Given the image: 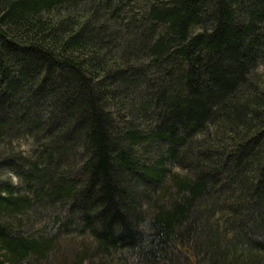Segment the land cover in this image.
<instances>
[{
  "label": "trees",
  "instance_id": "trees-1",
  "mask_svg": "<svg viewBox=\"0 0 264 264\" xmlns=\"http://www.w3.org/2000/svg\"><path fill=\"white\" fill-rule=\"evenodd\" d=\"M53 255L264 264V0H0V264Z\"/></svg>",
  "mask_w": 264,
  "mask_h": 264
},
{
  "label": "rangeland",
  "instance_id": "rangeland-1",
  "mask_svg": "<svg viewBox=\"0 0 264 264\" xmlns=\"http://www.w3.org/2000/svg\"><path fill=\"white\" fill-rule=\"evenodd\" d=\"M18 143H19V148H21L23 150L28 149V141L26 139L21 138V139H19ZM14 145H16V144H14ZM2 177L9 179V181L12 184H16V185L19 184L17 179L15 181H13V179H12L13 175L8 173V172H5ZM37 210H38V214L36 213L37 211H35V212L31 213V215H30V221L32 219L35 221L34 222L32 220L35 223L33 228L38 227L40 224L47 222V221H45L46 219H43L44 218L43 215L44 216L47 215V212L45 214H41V212L39 211L38 208H37ZM33 214H35V215H33ZM29 225H31V222L29 223ZM88 240L89 239L84 238V237H66V238L59 241L60 252H61V254H63L65 256V258H70V255H72V252L77 251L82 245H85V243ZM57 258H58V255H53L52 257L49 258V260H47V262H45V261L39 262V264H58Z\"/></svg>",
  "mask_w": 264,
  "mask_h": 264
},
{
  "label": "clouds",
  "instance_id": "clouds-1",
  "mask_svg": "<svg viewBox=\"0 0 264 264\" xmlns=\"http://www.w3.org/2000/svg\"><path fill=\"white\" fill-rule=\"evenodd\" d=\"M12 179H13V181H15V180H16V177H15V175H13Z\"/></svg>",
  "mask_w": 264,
  "mask_h": 264
}]
</instances>
